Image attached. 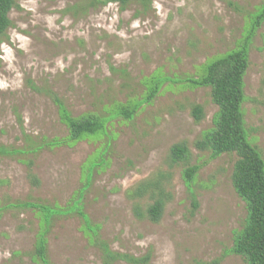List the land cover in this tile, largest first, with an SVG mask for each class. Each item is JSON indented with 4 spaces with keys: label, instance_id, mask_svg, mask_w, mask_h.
Masks as SVG:
<instances>
[{
    "label": "rangeland",
    "instance_id": "rangeland-1",
    "mask_svg": "<svg viewBox=\"0 0 264 264\" xmlns=\"http://www.w3.org/2000/svg\"><path fill=\"white\" fill-rule=\"evenodd\" d=\"M86 2L15 0L9 14L0 47V145L45 147L0 158V264H35L44 229L38 209L25 203L63 211L46 235L52 264H102L82 218L69 210L76 200L115 252L148 255V264H246L231 252L248 217L231 181L237 155L196 148L218 109L208 87L189 81L249 38L242 112L247 139L264 161V16L252 30L264 0H152L147 10ZM46 91L72 117L102 120L105 131L70 141ZM195 105L203 109L198 123ZM179 143L189 158L173 165L170 149ZM188 167H198L190 183ZM138 187L147 188L143 197L134 195ZM157 187L165 199L160 221L138 218L135 208L144 213Z\"/></svg>",
    "mask_w": 264,
    "mask_h": 264
},
{
    "label": "trees",
    "instance_id": "trees-1",
    "mask_svg": "<svg viewBox=\"0 0 264 264\" xmlns=\"http://www.w3.org/2000/svg\"><path fill=\"white\" fill-rule=\"evenodd\" d=\"M89 8H98L110 3H116L124 9L130 3L140 4L143 10L150 8L152 0H87ZM17 8L15 0H0V47L8 39L7 32L12 26L9 18L10 12ZM264 16L261 12L252 25L254 30ZM248 40L237 49L213 60L205 69L204 75L199 79L190 80L194 86L208 87L212 103L218 111L214 120L213 128L204 134L196 142L195 146L199 150H208L214 157L222 154H236L237 160L234 163L231 181L237 195L246 203L248 217L246 224L238 233L234 242L232 253L240 256L246 264H264V161L259 151L250 144L244 125L242 104L245 101L244 77L249 67L248 60ZM33 91L41 92L40 89L30 84ZM157 87H153L146 99L151 101L154 98ZM46 94L58 106L60 120L66 125L69 131V139L77 142L86 136H96L105 131L104 122L92 117L74 118L66 110L62 101L52 92ZM122 114L131 119L134 111H123ZM191 115L196 123L203 119L202 107L195 105L191 109ZM20 121V118H18ZM26 137V136H25ZM28 142L29 137H26ZM52 145V144H51ZM56 145V144H55ZM45 147L44 144L32 147L16 149L0 145V158L12 157L17 154H31L38 152ZM189 158V151L184 143L175 144L171 147L169 160L173 165L186 162ZM28 167V179L34 186L39 185V181L33 173L32 160H20ZM198 167H188L184 171V179L187 183L193 181ZM147 188L138 187L133 193L136 197H143ZM157 191L151 193L153 202L145 208L142 213L139 208H135V215L138 218H146L152 223H158L163 215L165 199L163 192L158 187ZM193 209H197L198 204L193 195ZM70 211H77L85 225V233L101 252L102 264H115L125 262L127 264H148L149 256L135 257L132 255L115 252L109 245L100 238L96 227L90 224L89 218L82 211L79 201L71 204ZM24 206L38 209L43 225V231L37 236L33 257L35 264H52L48 257L47 232L51 225L53 216L63 214L57 208L25 203Z\"/></svg>",
    "mask_w": 264,
    "mask_h": 264
}]
</instances>
